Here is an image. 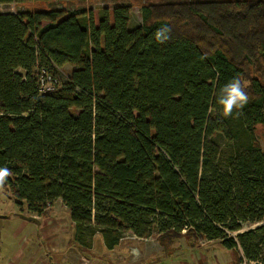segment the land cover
I'll return each instance as SVG.
<instances>
[{
    "label": "trees",
    "instance_id": "1",
    "mask_svg": "<svg viewBox=\"0 0 264 264\" xmlns=\"http://www.w3.org/2000/svg\"><path fill=\"white\" fill-rule=\"evenodd\" d=\"M48 0H0L25 3ZM0 12V168L21 210L61 199L86 249L132 233L264 251V0ZM167 27L168 38H156ZM68 80L42 93L43 70ZM248 96L226 114L221 89ZM245 81L248 84H245ZM222 134L230 152L214 140ZM235 233V234H234Z\"/></svg>",
    "mask_w": 264,
    "mask_h": 264
},
{
    "label": "rangeland",
    "instance_id": "2",
    "mask_svg": "<svg viewBox=\"0 0 264 264\" xmlns=\"http://www.w3.org/2000/svg\"><path fill=\"white\" fill-rule=\"evenodd\" d=\"M164 1H196V0H48V1H31L25 3H3L0 4V12H22L38 8H65L68 10H87L92 11L94 17H100V12L103 8H114L118 5H125L131 9V21L130 26L135 27L142 25V9L141 7L147 2H164ZM74 67L67 65L57 70V76L61 82L68 80V75ZM245 84H248L245 81ZM256 135L261 142L264 150V126L259 124L257 126ZM214 140L219 144L223 152H230V148L226 145L225 138L222 134H217ZM22 215L34 216L39 222L31 221L24 218ZM74 224L70 217L69 209L63 204L61 199L54 201V203L47 209L44 215H36L30 213L26 207L22 211L20 204L16 202L15 197H9L7 191H5L3 178H0V256L1 263L13 264L12 252L16 248L18 243H47L42 253L44 258L38 259L39 263L45 264L46 260L50 259V254H61V250L58 247H51V243H68V247L64 250V256L72 259H80L86 264L96 262L97 264H114V260L110 256L111 252L106 248L100 235H96L94 239L88 241V245L91 246L90 250L82 248L78 242L74 240ZM235 234V233H234ZM122 243H151L153 247L161 248L159 242V234L155 232L148 238H139L132 233H127ZM176 243H182L184 247H187L189 242L185 239H177ZM196 243L199 246H204L205 243H221L219 240L208 241L207 239H199ZM78 245V246H77ZM82 248H80V247ZM210 246L211 249H207V253L204 255L208 257V264H238L241 258L242 248L239 250H233L226 248L223 244L216 246V244L205 245L202 252L206 247ZM124 251V250H122ZM180 248L173 253L182 252ZM134 253L136 250L133 251ZM189 252L183 251V254L187 258H193L194 256L188 255ZM201 253L200 248L193 247L191 255ZM244 253V252H243ZM112 255H114L112 253ZM118 257L119 254H117ZM12 256L11 260H7ZM161 257L160 255H158ZM219 258L218 262L216 259ZM3 257V258H2ZM164 257V256H163ZM5 258V259H4ZM86 258V259H83ZM163 261L164 258H161ZM6 260V263L3 262ZM45 262H41L44 261ZM91 260V261H90ZM159 262V260H158ZM218 262V263H217ZM255 264H264V251L261 255L260 262L254 261ZM52 264H55L52 262ZM62 264H67L64 262ZM252 264V263H251Z\"/></svg>",
    "mask_w": 264,
    "mask_h": 264
},
{
    "label": "crops",
    "instance_id": "3",
    "mask_svg": "<svg viewBox=\"0 0 264 264\" xmlns=\"http://www.w3.org/2000/svg\"><path fill=\"white\" fill-rule=\"evenodd\" d=\"M122 242L123 240L114 249H108L111 252L110 261L111 258H113L114 260L112 261V263L114 264H208L207 263L208 257H206L204 253L205 252L207 253V249H211V248L210 246H207L205 251L202 252L203 248H205V245L216 244V246L218 245L221 246V243H205L204 246H199V243H189L187 247H184L182 243H173L171 244V247L165 248L161 243H159L161 246V248L159 249L157 247H153L151 243H122ZM46 245L47 243H41L40 245L37 243L16 244V248H14L12 252L13 264H43V263H39L38 259L40 257L44 258L41 255H43L42 250L45 249ZM51 247L53 248L58 247V249L61 250V254H59V257H57V255L50 254V259H48V262L47 260L46 262L45 260L41 262H45V264H52V262H54L55 264H62L64 262H67V264H86L84 263V261H81L80 259L69 260L70 257L64 256L65 254L63 252L65 248L68 247V243H58V244L51 243ZM193 247L200 248L201 253H196L195 255H191V251L193 250ZM179 248L183 251L185 250V252H189L188 255L194 257L192 259L190 257L189 258L185 257L183 251L178 253H173ZM134 250H136V252L138 253L137 254L134 253L133 252ZM112 253L114 255H112ZM117 254H119L120 257H118ZM158 255H160L161 257H159ZM11 258L12 256H10V258L7 260H11ZM161 258H164L165 260L163 261ZM216 260L218 262H221L219 261L218 257ZM0 261H1V256H0ZM3 262L6 263V260H3ZM90 264H97V263L92 262Z\"/></svg>",
    "mask_w": 264,
    "mask_h": 264
},
{
    "label": "clouds",
    "instance_id": "4",
    "mask_svg": "<svg viewBox=\"0 0 264 264\" xmlns=\"http://www.w3.org/2000/svg\"><path fill=\"white\" fill-rule=\"evenodd\" d=\"M156 38L164 41L168 38L167 27L160 29L156 33ZM248 101V96L244 91V87L239 78H233L222 89L218 99V103L222 105L226 114L231 113L232 109L240 108ZM9 170L7 168H0V178L5 177Z\"/></svg>",
    "mask_w": 264,
    "mask_h": 264
},
{
    "label": "built area",
    "instance_id": "5",
    "mask_svg": "<svg viewBox=\"0 0 264 264\" xmlns=\"http://www.w3.org/2000/svg\"><path fill=\"white\" fill-rule=\"evenodd\" d=\"M61 69V68H60ZM39 90L42 93L48 92L52 89H54L57 85L60 83V79L57 75L51 74L47 70H43L41 72L40 78H39ZM255 264L254 261L249 260L243 252H241V258L238 264Z\"/></svg>",
    "mask_w": 264,
    "mask_h": 264
},
{
    "label": "water",
    "instance_id": "6",
    "mask_svg": "<svg viewBox=\"0 0 264 264\" xmlns=\"http://www.w3.org/2000/svg\"><path fill=\"white\" fill-rule=\"evenodd\" d=\"M22 216L28 220L39 222V220L34 216H26V215H22Z\"/></svg>",
    "mask_w": 264,
    "mask_h": 264
}]
</instances>
